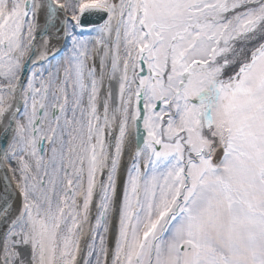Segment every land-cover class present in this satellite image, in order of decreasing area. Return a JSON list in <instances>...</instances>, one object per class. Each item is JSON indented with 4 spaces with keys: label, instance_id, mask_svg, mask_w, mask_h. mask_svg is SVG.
<instances>
[{
    "label": "snow or ice",
    "instance_id": "6c2138e0",
    "mask_svg": "<svg viewBox=\"0 0 264 264\" xmlns=\"http://www.w3.org/2000/svg\"><path fill=\"white\" fill-rule=\"evenodd\" d=\"M0 264H264V0H0Z\"/></svg>",
    "mask_w": 264,
    "mask_h": 264
},
{
    "label": "water",
    "instance_id": "95a60500",
    "mask_svg": "<svg viewBox=\"0 0 264 264\" xmlns=\"http://www.w3.org/2000/svg\"><path fill=\"white\" fill-rule=\"evenodd\" d=\"M4 170L0 169V187L3 186Z\"/></svg>",
    "mask_w": 264,
    "mask_h": 264
}]
</instances>
